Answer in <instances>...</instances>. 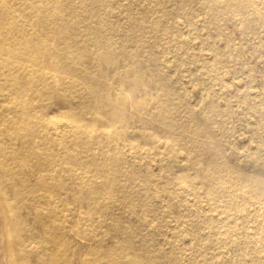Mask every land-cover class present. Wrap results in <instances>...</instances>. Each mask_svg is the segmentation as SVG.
I'll list each match as a JSON object with an SVG mask.
<instances>
[{"label": "bare ground", "instance_id": "1", "mask_svg": "<svg viewBox=\"0 0 264 264\" xmlns=\"http://www.w3.org/2000/svg\"><path fill=\"white\" fill-rule=\"evenodd\" d=\"M120 8V0H0V121H7L3 105L14 112L7 137L18 147L9 151L3 137L0 140V162L4 169L0 189L4 188L5 192L0 195V207L7 238V264H161L163 212L160 199L161 195L171 197L174 192L155 183L156 176L150 166L141 172L139 163L129 158L127 151L122 153L127 150L126 146L137 150L135 146L142 145L146 150L142 154L147 159L153 151H163L154 142L166 140L164 153H171L168 161L163 164V159L155 160L158 167L169 172V176L165 172L163 181L167 178L171 182L224 178L231 186L240 185L238 193L247 205L257 203L264 207V135L260 134L264 130V107L256 106V110L262 112L254 126L257 130L253 139L255 145L253 148L246 145L243 158L230 141L228 146L225 143L228 131L214 95L208 101L209 118L203 126L199 111L184 113L180 121L175 104L173 108L168 107L179 96L176 87L179 83L182 85V74L168 71L172 50L163 43V40L180 38H162L168 32L167 27L160 17H148L150 6L146 8L148 13L144 19L130 14L131 22L138 28L150 24L161 32L151 33V38H143L144 33L140 38L125 31L120 34L124 38H110L108 29L104 34L106 38H102L112 12ZM171 15L166 12L168 18ZM211 66L217 68L215 62ZM145 74L156 80L152 89L155 98H160L158 111L150 107L153 97H149L148 88L142 90L133 85L126 89L127 84L135 83ZM135 88L141 96L135 94ZM50 98L57 101L46 103ZM35 99L41 108L49 104L47 111L39 116L34 113ZM261 99L264 102V96ZM54 104L69 113L68 128L60 126L64 124L60 123L57 110L51 112ZM131 107H136V111L128 113ZM138 126L148 130L142 134L141 143L134 134L140 131L136 129ZM99 128L103 139L93 141ZM66 132L71 136L69 144L62 140ZM58 136L61 137L55 138ZM123 137L132 139L121 142L122 146L118 141L116 145L111 144L110 140ZM28 144L37 147V151L32 148L37 156L35 164L30 156L21 155ZM95 145L100 154L93 151ZM115 146V155L112 153L109 157L105 149L111 147L112 151ZM43 148L49 151L47 158L43 157ZM57 148L63 149L62 155ZM180 152L187 153L189 167H178L176 157ZM205 155L209 156V161L203 168L199 166L198 157ZM9 156L14 159V170ZM56 160L67 164V169H62L79 183L74 199L79 203L86 200V205L72 210L69 205L51 206L53 202L49 197H39L36 213L44 235L37 237L36 224L24 219L31 203H36L34 197H30L31 192L19 187L27 181L21 165L31 163L38 181L45 185L52 177L43 179L40 174L51 170ZM102 162L107 166L112 163L113 172ZM190 168L196 174H188L186 171ZM78 170L79 174H75ZM50 175H56V166ZM3 179L7 182L5 187ZM137 181L143 182L142 189L132 188V182ZM221 192L230 194L229 206L233 208L238 193L234 189ZM45 204L51 209L48 218L43 220L40 208ZM169 204L176 207L172 200ZM244 213L241 227L234 225L231 218L221 231L224 235L221 243L212 238L214 233L211 232L208 245L224 247L233 235V227L240 237L233 239L232 244L235 251L242 253L243 263L264 264V212ZM253 220H258L259 240H255L248 227ZM78 238L85 239L88 245H81ZM88 248H92L91 254ZM224 252V249L219 250L220 254ZM228 263L225 260V264ZM215 264H221V260Z\"/></svg>", "mask_w": 264, "mask_h": 264}, {"label": "rangeland", "instance_id": "2", "mask_svg": "<svg viewBox=\"0 0 264 264\" xmlns=\"http://www.w3.org/2000/svg\"><path fill=\"white\" fill-rule=\"evenodd\" d=\"M121 8L115 9L112 12L111 22L103 28V37L108 30L110 38H124L120 34L125 31L135 33L136 36L142 38H151L150 34L153 32H161L155 30L150 24H142L140 28L131 22L130 14L136 15L144 19L148 13L146 8L151 7L150 15L148 17H160L161 23L167 27L168 32L162 38H180L176 41L163 40L164 45L171 47V54L169 55L170 64L168 71L171 73L181 72L182 85L176 87L179 96L175 97L174 103L168 108H173L175 104V111L178 112L180 121H182L184 113L187 115L190 112L196 111L202 114L200 125L203 126L209 118L206 114L208 110V101L211 96H215V104L219 111H221L222 118L225 120V128L228 131V136L225 140L228 146V141L231 142L237 153L243 158L246 152V145L253 148L255 143L253 141L254 134L257 131L254 126L257 125L258 120L261 118V112L256 110V106L264 107L262 97L264 96V0H120ZM126 8V10H124ZM153 12L155 15H152ZM166 12H170L171 18L166 16ZM111 27L114 28L110 29ZM94 35V33L92 34ZM48 38H53L49 36ZM133 38V37H131ZM136 38V37H135ZM178 50L181 53H178ZM215 62L217 68L213 69L211 63ZM182 68V69H180ZM193 71V72H192ZM155 78L150 74L140 76V78L131 84L126 85V89L131 88L133 85L139 86L140 89L146 90L148 88L149 97H153L149 102L153 110H159L160 98H155L152 85L155 86ZM153 90V92H151ZM137 96H141L140 92L134 89ZM145 95V93H143ZM57 100L50 98L46 103ZM4 103V102H3ZM49 105V104H48ZM47 105V106H48ZM47 106L37 104L35 99V115L39 116L42 111H47ZM136 107L128 108V113L135 112ZM222 109H226L224 111ZM57 110V117L60 123H63L68 128V112L60 109L58 104H54L51 112ZM73 111V110H72ZM168 112V110H167ZM3 113L7 117V121H0V140H3L8 146V150H17L16 145H12L7 133L11 130L12 118L14 112L3 105ZM220 117V116H219ZM158 125V122H154ZM196 126V123H195ZM140 131L134 134L138 137L141 143L144 139L141 137L144 131L141 126H138ZM61 130V128H60ZM104 130V128H102ZM179 131V129L177 128ZM3 131V132H2ZM93 137L96 141L103 139L100 131ZM61 132V131H60ZM62 133V132H61ZM264 135V130L262 133ZM32 140H37V137L29 136ZM59 137H55L59 139ZM71 136L66 132L62 136V140L70 143ZM105 139V138H104ZM132 137H123L119 140H110L111 144L116 141L118 145L127 143ZM19 143V139L15 138ZM165 141L154 142L163 148V151H153V153L144 158L142 152L145 148L142 145L130 148L126 146L129 158L136 160L139 163V170L145 172L147 167L155 174V183L159 186L165 187L168 191H173L171 197L161 195L160 204L163 212L162 222V248L163 256L160 257L161 264H215L221 260V264H244L242 253L235 250L232 240H239V232H235L231 227L230 236L225 243L224 247H218L212 244L209 246L208 238H211V232L214 233L212 238H215L220 244L224 235L221 231L228 225L231 218L234 225L241 227L243 225L244 212L246 213H261L264 212V207L260 204L247 205L244 199L240 196V185H229L230 181L221 179L215 181L214 179H183L180 182H171L168 178L163 181L165 172L169 176V172L164 167H158L155 160L163 159L165 164L171 153H164ZM148 147V146H146ZM32 148L37 151L36 145L34 147L28 144L25 153L33 159V163H37V156ZM59 154H63V149H58ZM93 151L100 152L95 145ZM115 155L116 146L105 149V152ZM47 151L42 149L44 158H47ZM146 152V150H145ZM136 153V154H135ZM100 154V153H99ZM86 155H89L86 153ZM178 155V156H177ZM176 156L178 167H189V157L186 152H180ZM8 156V155H7ZM198 157L199 166L207 167L209 156ZM11 157V156H9ZM134 158V159H133ZM25 160V158H24ZM152 160V161H151ZM103 166L108 168L109 172H113V164L107 166L102 162ZM9 164L14 170V159L9 158ZM180 165V166H179ZM46 166H49L46 164ZM56 166V175L52 176L50 173L54 171ZM51 165V170H44L40 177L47 179L46 184L38 181V174L32 170L31 163L21 165L23 174L27 176V181L19 187L32 193L30 197H34L35 203H31L29 210L24 214V219L29 224H36L37 237L44 235V230L41 219L36 213L39 197H49L53 205L71 207L72 210L75 206H85L86 200L83 202L74 199V190L79 187V183L72 180V174L62 169H67V164L56 160V164ZM212 169V167H210ZM190 175H194L195 170L190 168L186 171ZM79 174V170L75 172ZM214 175V172L212 173ZM4 175L0 162V177ZM123 175H126L124 172ZM222 175H224L222 173ZM235 177L238 174L235 173ZM55 179V180H53ZM100 182L101 179H98ZM7 182L3 179V186ZM128 186H130L128 184ZM133 189L143 188V182H132ZM4 189V188H3ZM3 189H0V195H5ZM228 191L234 189L238 195H235V205L230 208L229 201L231 200L230 194L222 195V190ZM172 200L176 207L169 204ZM36 205V206H35ZM69 205V206H68ZM35 206V208H33ZM51 206L46 204L41 206L40 210L44 213L43 220L49 216ZM84 208V207H81ZM82 213V212H78ZM182 214V215H181ZM262 215L259 216V218ZM156 220H154L155 222ZM39 224V225H38ZM258 220L249 222L248 227L253 231L252 235L255 240H259L260 236L257 233ZM236 233V234H235ZM7 238L3 232V215L0 207V264L8 263V252L5 246ZM78 242L81 245H88L85 239ZM34 245V243H33ZM225 250L220 254L219 250ZM92 248H88V253H92ZM243 252V251H242ZM264 254V250L262 251Z\"/></svg>", "mask_w": 264, "mask_h": 264}]
</instances>
